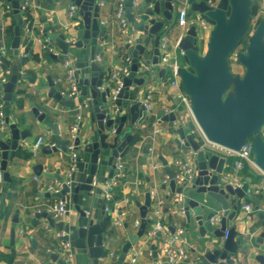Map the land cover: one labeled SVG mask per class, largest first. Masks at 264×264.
Instances as JSON below:
<instances>
[{
	"label": "crops",
	"instance_id": "obj_1",
	"mask_svg": "<svg viewBox=\"0 0 264 264\" xmlns=\"http://www.w3.org/2000/svg\"><path fill=\"white\" fill-rule=\"evenodd\" d=\"M118 0H96L99 3V19L105 27V36L98 38V44L103 49L99 54V63L105 72L103 85L112 84V91L118 87L119 82L112 78V73L120 72L125 60L131 53L126 45L134 43V38L142 34L133 31L128 32V27L123 28L115 14L116 3ZM27 10L23 14V20L28 24L27 30L20 27V45L18 55H14L11 42L14 37L15 18L10 3L7 0H0V53L11 61L12 64L19 65L21 74L12 92L11 100H3L4 91L0 85V110L9 122L15 123L19 130L30 129V134L25 139H20V148L14 152L12 159L6 163V172L9 181L0 184V264H59L54 261L50 254H56L64 259L65 250L60 239L61 232L56 227H49L47 218L40 214L37 209L45 204L55 203L63 200L68 211L61 218L55 219L56 222H63L66 225H74L79 217V212L72 202V192L65 193L63 198L58 196H45L44 193L50 192L49 185L56 184L54 178H47L41 174L35 173V166L42 165V170L48 173H56L63 179L68 177L69 157L65 151L58 150L47 153L42 151L45 145L53 146L56 144L54 133L49 123H55L62 141L68 143V134L74 121V115L78 112L81 116L80 126L77 132L79 145L76 146L78 156L83 161L88 162L89 154L83 151L84 141L89 137L94 129V124L90 120L92 103L90 97V86H87V95L79 94L72 98L73 105H66L50 96V85L48 77L54 82L57 91L67 90L69 83L67 81V68L65 60L62 58H53L54 54H62L56 41L47 38L44 29L49 26V32L64 34L66 39H75L77 30L81 24V18H72L69 16L70 6L74 5L71 0H28ZM103 2V4H100ZM258 3V0H257ZM9 5L11 9H7ZM76 7V6H75ZM180 8H185L184 3L179 4L174 9V15L171 25L174 30L171 35H163L166 41L164 54L168 56L170 62H177L179 66L185 65L181 58L180 51L177 49V38L180 37L184 29L190 25L179 24L177 22V13ZM188 19V18H187ZM190 22V19H188ZM12 28L11 34L7 29ZM211 26L200 29L198 32L199 51L204 52L210 34ZM45 40L55 46L53 51L45 53ZM151 46V42L149 44ZM80 52L69 50L68 61L72 69L76 70L75 62L80 59ZM28 56L27 60L20 64V57ZM151 61L152 59L149 58ZM164 71L161 73V69ZM85 69H82V72ZM140 74L146 72L148 77L143 87H139L141 102L149 98L151 112L148 113V120H144L140 125H136L139 130L137 139L131 144V151L123 157L114 159L115 163H120L122 169L117 175L114 171L109 176L110 171L106 170V161L100 158L98 172L94 177V190L91 196H86L84 191L79 193L78 204L85 210L87 217L92 218L94 222L103 224L104 235V254L99 259V264H115V259L120 249L127 239V233L123 223L125 222L132 233L137 229L134 227L135 221L140 222L139 208L135 201L141 204L144 202L145 191L150 189L151 203L148 207L146 218L150 222L145 230L151 229L156 221H159L164 228L174 227L182 229L185 237L182 236L181 244L188 253L190 264H196L203 261L204 264H261L259 255L264 256V250L255 247L251 239L261 236L264 232V173L256 166H250V174L243 175L242 169L234 167L236 155L228 153L226 150L216 147L207 142L200 130L190 110L184 105H177L178 92L177 86L171 84V72L167 67L161 64H151L146 70L140 66ZM10 74L9 68L3 66L0 62V82H5ZM151 76V78H150ZM79 111L76 110L78 105ZM37 108L44 114L43 120H38L32 109ZM161 110H174L176 119L174 121H160V132L149 140L147 135L151 131V122L155 116H159ZM188 122L199 138H202L204 145L210 151L224 157L227 163L223 166V175L234 174L240 179L250 177L249 191L254 197L258 198V209H255L254 203L249 200L238 199V210L232 220L231 226L234 228V240L242 236L240 243L236 245V252H228L224 259L216 258L214 263L208 262L204 258L207 250L213 251L222 248L224 238L216 237L212 232H206L203 235L199 233V227L195 222L187 223L185 216L179 210L177 202L178 193L171 190L169 186L168 173L165 166L159 159L162 157L166 161V167L174 174L178 171L175 164L176 159H193L194 152L179 148L177 140L180 142L179 127ZM5 127L6 124L4 123ZM39 136H42L43 142L39 148H34V143ZM150 142V153L146 157V162H142V148L145 143ZM131 152V153H130ZM108 152H106V155ZM153 165L157 167L154 168ZM112 170V169H111ZM2 174V170L0 169ZM88 174V165L83 171L77 169L70 174L72 185L82 182ZM114 177L112 191L108 190L109 196L102 195V188L105 183ZM165 178H168L165 181ZM101 190V198L105 205L109 207L108 212H100L97 207V198L94 194ZM53 193V192H51ZM182 201L187 198L196 197V192L192 189V183L183 187L181 192ZM128 199L126 201L125 199ZM161 203V217L156 218L153 209L156 202ZM251 203L250 211L243 208L244 204ZM262 216H258V212ZM107 214L109 221L104 223L102 217ZM51 216L50 214H48ZM99 216V217H98ZM52 217V216H51ZM53 218V217H52ZM215 227L219 226L218 221L214 222ZM230 228V225L227 226ZM11 229H14V238L11 239ZM165 229V230H166ZM153 244L154 250L150 248ZM246 246L245 248H243ZM264 246V243H262ZM73 258L70 264H92V259L87 253L74 248ZM135 257L134 264H163L162 241L147 239L145 234L139 237L131 246L126 254L122 264H129L130 259ZM231 260V263H227Z\"/></svg>",
	"mask_w": 264,
	"mask_h": 264
},
{
	"label": "water",
	"instance_id": "obj_2",
	"mask_svg": "<svg viewBox=\"0 0 264 264\" xmlns=\"http://www.w3.org/2000/svg\"><path fill=\"white\" fill-rule=\"evenodd\" d=\"M12 8L15 18L14 37L11 42L14 55L19 53L20 27L24 20L19 13V4L23 0H7ZM76 6L72 18H81V24L73 41L66 39L64 34L49 32V26H45L44 32L51 41H56L62 54H54L53 58L68 60L69 50L80 52V59L75 62L74 76L77 79L81 95H87V86H90L92 111L90 120L94 129L83 142V151L89 154L88 162L78 156L76 169L83 171L88 165V174L82 182L65 184L59 171L48 173L42 170V165L35 166V173L47 178H54L62 187L58 192H46L45 196L64 197L65 193L72 192V202L75 204L79 217L74 225H66L56 222L47 212L40 215L47 218L49 227H56L61 240L70 241L72 247L87 253L92 259V264H99L100 257L104 254L103 224L94 222L88 218L84 209L78 204L79 193L84 191L86 196H91L94 190V177L98 172L100 158L106 161V170L109 176L118 172L111 170L115 158L125 156L131 151V144L137 139L139 130L135 132L136 125L148 120V113L141 102L139 87H143L148 77L146 72L140 74V66L145 70L159 62V43L163 35H171L174 30L171 25L174 9L179 4L186 6V16L192 19L182 35L177 38L176 47L180 51L185 65L179 66L177 73L180 87L189 100V109L195 123L204 139L212 145L223 149L239 151L249 142L250 152L254 165L264 173V18L250 30L251 5L257 0H124L125 18L128 32L137 31L142 34L134 38V43H127L126 47L131 53L132 60L128 74L121 78L120 88L113 92L112 84L103 85L105 72L97 60L103 47L98 44V38L105 36V27L99 19L100 5L96 0H71ZM203 20L211 26L210 34L204 52L199 51L198 32L201 27L198 21ZM249 34V35H248ZM247 37V44L243 52L236 54L237 62L244 68L242 76H234L230 72L229 57L235 51L240 41ZM151 42V46L149 45ZM28 56L20 57V64L27 60ZM149 58L152 60L150 61ZM0 62L9 68L10 74L5 82H0L3 87V100H11L15 84L20 78L19 65L12 64L10 60L0 53ZM82 69H85L82 72ZM161 73L164 68L160 70ZM151 78V76H150ZM50 96H53L66 105H73L74 100L68 96H62L54 86V82L48 77ZM38 120H43L44 114L37 108L32 109ZM164 120L174 121V112L165 114L159 112ZM6 127L0 128V169L4 182H8L6 163L12 159L14 152L20 148L19 140L25 139L30 134V129L19 130L15 123L9 122L5 117ZM81 124H79L80 126ZM52 128L56 144L45 145L42 151H65L66 143L61 140L55 123H49ZM179 148L194 152V161L197 173L192 183V189L196 197L182 201L184 216L187 223L195 222L199 227V233L212 232L216 237H223L222 248L213 251L207 250L204 258L214 263L216 258L224 259L228 252L235 253L236 245L242 239L239 236L234 240V228L232 220L238 210V199L249 200L258 209V198L249 191L250 177H245L241 184L233 187L229 179L224 178L223 166L227 163L224 157L210 151L205 147L202 138H199L191 125L186 122L179 127ZM74 143L79 145V137H75ZM150 142L144 144L142 162L150 153ZM106 152L108 154L106 155ZM168 173L169 186L175 193H181L184 186H176L174 173L166 167V161L159 158ZM114 166V165H113ZM2 194L0 193V196ZM94 196L97 198V207L104 212L105 202L101 198V190ZM151 203L150 189L145 191L144 202L135 201L139 208L140 224L135 233L124 222L127 239L118 253L115 264H122L132 244L141 237L148 220L146 214ZM262 216V212L257 213ZM99 217V216H98ZM219 226L215 227L214 222ZM230 225V228L227 226ZM173 232L174 227H169ZM158 234L157 236H159ZM11 239L14 238V229H11ZM185 237V232L181 235ZM255 247L264 250V232L261 236L251 239ZM154 245L150 248L154 250ZM244 246L243 248H245ZM54 261L65 264L64 259L56 254H50ZM261 264H264V256H258ZM231 263V260H227ZM196 264H204L198 261Z\"/></svg>",
	"mask_w": 264,
	"mask_h": 264
},
{
	"label": "built area",
	"instance_id": "obj_3",
	"mask_svg": "<svg viewBox=\"0 0 264 264\" xmlns=\"http://www.w3.org/2000/svg\"><path fill=\"white\" fill-rule=\"evenodd\" d=\"M28 0H23L20 1L19 4V13L20 16L22 18L23 14L25 13V11L27 10V6H28ZM124 0H118L116 3V17L120 23V25L125 28L127 26V21L125 18V11H124ZM100 4H103V2H100ZM7 9H11L9 5H6ZM76 7L75 5H71L70 6V11H69V16L72 17L74 11H75ZM23 19V18H22ZM177 22L179 24H187V23H191L192 19H190V22L187 19L186 16V9L185 8H180L178 10L177 13ZM198 25L201 27V29L203 28H207L209 24H207L206 22H204L203 20L198 21ZM23 27L27 30L28 28V24L25 22L23 24ZM74 39H69V41H73ZM45 46L53 51L55 49V46L52 45L49 41L45 40ZM44 46V47H45ZM166 48V41L164 40V38L161 39L160 43H159V50H160V58H159V64H161L162 66H164L165 68H169L170 72H171V84L177 86L178 88V92L176 94V98L178 99V103L177 105H184L185 107H187L189 109V100L188 97L185 95V93L183 92L182 88L180 87V81H179V76L177 73V70L179 68L178 63L175 62H170L168 60V56L166 54H164V50ZM97 60L99 59V57H96ZM130 64H131V58L130 56H128L125 60V63L121 69L120 72H114L112 73V78L116 79L119 84L118 87L115 91H117L120 86H121V78L128 74L129 72V68H130ZM65 66L67 68V81L69 83V88L67 90H62L60 91V94L62 96H68L69 98H74L79 94V87H78V83H77V79L74 76V69L71 68L70 63L68 60H65ZM2 82L4 81V79L1 80ZM144 107L147 111V113L151 112V106L149 103V98H145L143 101ZM86 103H83L82 105H78L76 107V110L79 111V109L81 108V106H86ZM190 110V109H189ZM165 114H169L171 112H174V110H165L164 111ZM80 120H81V116L80 114L77 112L74 115V121L73 124L70 127L69 130V134H68V143L66 145V151L68 153V157H69V163H68V167H69V175L66 179H64V183L65 184H70L71 183V179H70V174L72 172H74L76 170V163H77V158H78V152L76 151V145L74 143L75 137L77 135L78 129H79V124H80ZM160 121H161V116H155L154 119L151 122V131L150 133L147 135V138L149 140H152L156 134H158L161 130L160 128ZM4 114L3 112L0 110V128H4ZM43 142V138L42 136H39L37 138V140L34 143V148L37 149L39 148V146L42 144ZM53 146L55 144H52ZM216 146V145H214ZM218 147V146H216ZM221 148V147H219ZM223 149V148H221ZM226 150L228 153H232L234 155H236V158L234 160V167L236 169H242L244 167L245 164L249 165V166H255L253 161H252V154L250 152V146H249V142L245 143L241 149L239 151H232V150H228V149H224ZM175 164L177 165L178 171L175 173L174 175V181L176 186H185L188 183H191V181L193 180V178L195 177L196 173H197V169H196V164L195 161L193 159H176L175 160ZM154 168H156V165H153ZM115 168L118 170V172L116 173L117 175H119L120 170L122 169V166L120 163H115ZM225 179H229L232 182L233 187H237L241 184L240 179L237 175H230L229 173L227 175H224ZM168 178H165V181ZM2 174L0 173V184L2 183ZM114 184V177L111 178L108 182L105 183L104 187L102 188V195L105 197L109 196V187ZM62 187V183L57 182L56 184L53 185H49L48 186V190L50 192H58L60 191ZM262 188H264V186H262ZM126 201H128V199H125ZM177 202L179 203V210L181 213H184V209L182 206V195L181 193H178L177 196ZM161 203L162 201L158 200L156 202V205L153 209V214L156 216V218H160L161 217ZM243 208H245L246 210L250 211L252 209V204L251 203H247L243 205ZM103 210L105 212L109 211V207L108 206H104ZM38 212L41 211H45L48 214H50L53 218L58 219L61 218L63 215L66 214V212L68 211V207L66 205V203L63 200H58L55 203H50V204H45L44 206L40 207L37 209ZM140 222L139 221H135L134 223V227L135 229L138 228ZM164 228V226L159 222L156 221L154 226L149 229L148 231L144 232L145 236L147 239H153V240H161L162 241V253H163V259L162 262L163 264H190L189 260H188V253L186 251V249L183 247V245L181 244L182 241V233L183 230L182 229H175L173 232H171L169 229ZM63 234V233H62ZM158 234H160L159 236H157ZM227 235V231H225V235ZM62 246L65 250V254H64V262L65 264H70L73 258V254H74V249L70 243V241H64L62 240ZM135 262V257L133 256L130 259L129 264H134Z\"/></svg>",
	"mask_w": 264,
	"mask_h": 264
},
{
	"label": "rangeland",
	"instance_id": "obj_4",
	"mask_svg": "<svg viewBox=\"0 0 264 264\" xmlns=\"http://www.w3.org/2000/svg\"><path fill=\"white\" fill-rule=\"evenodd\" d=\"M258 4H259V10H258L257 14L255 16H253V17H250V30H249V33L252 32L253 29L255 28L256 23H257L256 21H257L258 17H261L262 19L264 18V0H258ZM247 37L248 36L245 37L244 45L238 44V46L236 47L235 51L229 57L230 72L234 76H242L243 73H244V68L236 60V54L239 51L243 52L245 50V47H246V44H247Z\"/></svg>",
	"mask_w": 264,
	"mask_h": 264
},
{
	"label": "trees",
	"instance_id": "obj_5",
	"mask_svg": "<svg viewBox=\"0 0 264 264\" xmlns=\"http://www.w3.org/2000/svg\"><path fill=\"white\" fill-rule=\"evenodd\" d=\"M251 9H252V13H251V17H253V16H255L256 14H257V12H258V10H259V4L258 3H256V4H252L251 5ZM262 18L261 17H258V19H257V23L261 20ZM24 23H25V21H24ZM256 23V24H257ZM12 31H13V29L12 28H8L7 29V33L8 34H11L12 33ZM245 38H243L241 41H240V43L239 44H242V45H244V43H245ZM45 53H49V50H48V48L45 46ZM133 150H131V152H132ZM130 152V153H131ZM114 165V161H113V164H112V167H111V169L112 170H114L115 169V165ZM249 168H250V166L249 165H247V164H245L244 165V167L242 168V174L243 175H249L250 174V170H249ZM112 188H113V186L111 185L110 187H109V189L108 190H110V191H112ZM147 213H148V210H147ZM147 215V214H146ZM147 220H148V223L150 222V218H146ZM102 220H103V222L104 223H107L108 221H109V216L107 215V214H105L103 217H102ZM148 223H147V225H148ZM147 225H146V228H147Z\"/></svg>",
	"mask_w": 264,
	"mask_h": 264
}]
</instances>
